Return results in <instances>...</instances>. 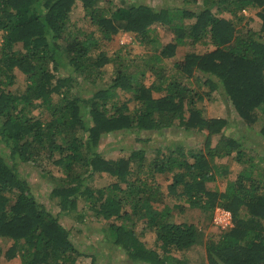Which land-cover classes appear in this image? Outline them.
I'll return each mask as SVG.
<instances>
[{"label":"trees","instance_id":"1","mask_svg":"<svg viewBox=\"0 0 264 264\" xmlns=\"http://www.w3.org/2000/svg\"><path fill=\"white\" fill-rule=\"evenodd\" d=\"M192 1L201 5L155 11L145 3L112 7L111 0H82L94 27L86 31L70 26L75 0H0V237L12 241L5 258L19 256L22 264H95L93 258L80 260L83 252L71 240L70 229L37 200L28 181L7 161L18 159L46 173L55 168L60 174L51 177V193L59 198L60 211L76 209L85 196L89 210L106 221L115 245L133 261L186 264L175 254L203 245L205 264H264V157L245 145L244 135L224 134L227 118L205 116L196 102L209 92L190 85L194 78L198 86L217 91L245 125H260L255 138L264 140V0ZM250 9L257 10L258 29L245 16ZM154 24L173 33L161 48L151 34ZM119 32L153 44L143 68L130 70L132 65L119 55L116 59L100 50L102 40ZM197 43L212 49L170 59L177 46ZM167 58L170 73L163 64ZM108 63L113 76L96 85ZM14 69L24 75L22 89L13 88ZM147 69L154 74L149 85L143 82ZM119 89L131 94L132 109L129 99H116ZM176 121L185 131L202 135V148L165 146L166 154L150 162L141 147L117 160L97 150L103 134L130 132L135 141L148 143L151 134ZM221 158L241 168L218 190L208 183L228 173ZM94 173L115 181L104 188L85 185ZM156 174L169 179L160 196ZM167 197L173 202H164ZM215 206L230 210L233 221L227 230L211 222L220 231L216 238L205 239L196 224L173 219L174 209L182 214L197 208L211 220ZM137 219L145 225L142 231L154 233L153 246L136 234Z\"/></svg>","mask_w":264,"mask_h":264},{"label":"rangeland","instance_id":"2","mask_svg":"<svg viewBox=\"0 0 264 264\" xmlns=\"http://www.w3.org/2000/svg\"><path fill=\"white\" fill-rule=\"evenodd\" d=\"M200 1V0H198ZM135 3H145L152 7L155 11L160 8H172V7H184L190 10H196L201 4L200 2L194 3L192 0H111L112 7L116 6H128ZM256 9H250L245 12V16L248 18L249 25L258 29L260 26V19L257 17ZM228 17V15H226ZM70 26L75 24L76 28H81L83 30H91L92 27L89 23L87 15L82 5V0H75V3L70 12L69 19ZM190 22L189 20L185 21ZM74 26V25H73ZM153 31H151L152 36L156 40L155 43L161 48L164 44L171 41L173 38V33L165 26L161 24H154L152 26ZM73 29V27H72ZM1 37V31H0ZM18 49H22L21 44H16ZM153 44L140 43L138 38L133 33L119 32L113 36L111 40L101 41L100 50H103L106 55L110 57L124 59L126 62L130 63L132 67L130 70L136 71V68L144 67V60L147 59V55L151 52L153 53ZM212 49V46L205 45L202 43H197L193 46L188 44L179 45L175 51V56L170 58L172 60L181 59L183 55L188 51H196L197 53H202ZM170 59H164L163 64L165 65V73L172 72ZM138 66V67H136ZM105 74L104 79H99L96 85L103 86L105 81L113 76V66L108 63L104 67ZM15 74V86L13 88L22 89L25 85L24 75L17 69L13 70ZM154 74L150 69L145 72V78L143 82L146 85L151 84L154 80ZM190 85L195 87L201 93L209 92L208 95H204L202 100L196 102L198 107L203 109V113L208 117H224L228 119V127L224 130V134L228 136H239L244 135V143L247 146L255 147L259 157H264V140L255 138L259 131L260 125L258 123L248 126L245 125L240 118L236 115L232 106L228 104L222 96L217 92H210L209 88L205 85H197L194 78L190 79ZM90 88V87H89ZM83 89V87H79ZM87 89V88H86ZM116 99L119 101H125L129 99L128 106L132 109L135 106V101L131 98V94L125 92L121 89L117 90ZM86 97H90L92 93H85ZM154 96H159L157 92L153 93ZM37 111H35V114ZM232 120L233 122H230ZM133 133L128 132V134H123L119 132L103 134L100 138L99 146L97 150L101 152L102 156L106 159L117 160L119 157H126L132 148H145V155L147 162H150L155 156L160 157L161 154L165 153V146H172L174 144H180L186 146L187 148H202L203 137L198 132H187L181 128L177 121L176 125L170 128L164 129L161 133L151 134L152 141L148 143H140L133 139ZM219 135L213 137L212 144H214ZM2 146V143H0ZM173 147V146H172ZM155 148H162L161 152H158ZM254 153V152H253ZM259 157L256 159L259 160ZM10 164H14L16 170L19 174L28 181L33 193L35 194L38 201L45 205V207L54 215L58 216L64 226H66L71 231V240L78 250L83 252L80 260L85 262H90L94 259L95 264H143L140 261H133L130 259L124 250L115 245L113 242V237L107 229L106 221L95 217L94 212L89 210L86 205L87 201L85 196H80L76 209L74 208L70 212H62L59 207V198L52 196L51 190L54 185L52 176H59V174L53 168V171L46 173L42 172L39 168L34 167L31 164L20 162L16 160H7ZM220 163H225L228 166V173L223 177L217 178L214 182H209L208 186L213 189L223 190L226 184L236 178V174L240 170L241 166L230 158H221L218 160ZM261 162V161H260ZM148 164V163H147ZM155 179L159 184V191L157 196H160V192H167V184L169 179L164 178L163 175L156 174ZM150 180V179H148ZM115 181V177H110L106 173H94L93 175L86 177L84 183L94 188H104L105 186L111 184ZM83 187H81V190ZM80 190V191H81ZM78 194V192H77ZM164 202H173L170 197L164 198ZM154 206L157 205L156 202L152 201ZM179 204L187 207V203L184 200H180ZM162 205L160 204L159 207ZM173 219L176 222L186 219L188 222H192L197 225L198 228L202 229L204 232V238L217 237L220 231L211 224V220H207L205 215L200 209L197 208H186L185 211L180 214L176 209L173 210ZM136 234L146 242L148 246H153L155 241V235L145 229L144 223L137 219L136 225L134 226ZM143 232V234H141ZM12 244L7 238L0 237V264H22L19 256L12 259H7L4 256L5 250ZM205 249L203 245L191 247L183 252H177L175 255L187 260L186 264H205L204 259Z\"/></svg>","mask_w":264,"mask_h":264},{"label":"built area","instance_id":"3","mask_svg":"<svg viewBox=\"0 0 264 264\" xmlns=\"http://www.w3.org/2000/svg\"><path fill=\"white\" fill-rule=\"evenodd\" d=\"M212 224L220 230H227L233 225L232 213L230 210L215 206L211 218Z\"/></svg>","mask_w":264,"mask_h":264}]
</instances>
